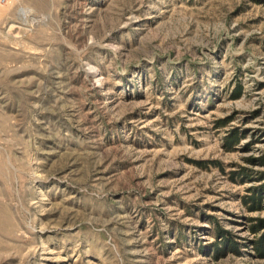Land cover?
Wrapping results in <instances>:
<instances>
[{
    "label": "rangeland",
    "instance_id": "rangeland-1",
    "mask_svg": "<svg viewBox=\"0 0 264 264\" xmlns=\"http://www.w3.org/2000/svg\"><path fill=\"white\" fill-rule=\"evenodd\" d=\"M262 155L264 0L0 3V264H264Z\"/></svg>",
    "mask_w": 264,
    "mask_h": 264
},
{
    "label": "trees",
    "instance_id": "trees-1",
    "mask_svg": "<svg viewBox=\"0 0 264 264\" xmlns=\"http://www.w3.org/2000/svg\"><path fill=\"white\" fill-rule=\"evenodd\" d=\"M240 95V92L235 94L234 97H238ZM230 122V119H226L223 121L220 126H225L227 123ZM240 140V133L237 128H231L227 130L226 134L224 135L222 139V145L224 149L232 150L234 146L239 142ZM251 165L254 164H260L264 165V155L261 157H248L246 159ZM242 172H236L232 170L230 172L231 180L235 181V176L239 174L242 180V182H245L247 179H253L255 177L256 181H258V184H254L251 186H248L245 190V194L241 196V201L244 207L247 209V211L252 212L256 210H260L262 208L263 199H264V172H260L258 176H254L248 168L242 167ZM252 177V178H251ZM250 224L249 229L253 233H258L261 229L264 228V218L261 217H250L249 218ZM226 240H224L225 242ZM230 242V241H229ZM230 245H234L233 243H230ZM254 249L260 256H264V238H261V240L256 241L253 245Z\"/></svg>",
    "mask_w": 264,
    "mask_h": 264
},
{
    "label": "built area",
    "instance_id": "built-area-1",
    "mask_svg": "<svg viewBox=\"0 0 264 264\" xmlns=\"http://www.w3.org/2000/svg\"><path fill=\"white\" fill-rule=\"evenodd\" d=\"M13 0H0L1 4H8L10 2H12Z\"/></svg>",
    "mask_w": 264,
    "mask_h": 264
}]
</instances>
